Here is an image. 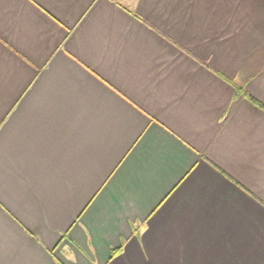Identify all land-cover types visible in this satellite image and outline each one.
<instances>
[{
  "label": "crops",
  "instance_id": "obj_1",
  "mask_svg": "<svg viewBox=\"0 0 264 264\" xmlns=\"http://www.w3.org/2000/svg\"><path fill=\"white\" fill-rule=\"evenodd\" d=\"M0 264H264V0H0Z\"/></svg>",
  "mask_w": 264,
  "mask_h": 264
},
{
  "label": "trees",
  "instance_id": "obj_2",
  "mask_svg": "<svg viewBox=\"0 0 264 264\" xmlns=\"http://www.w3.org/2000/svg\"><path fill=\"white\" fill-rule=\"evenodd\" d=\"M116 254V251H113V255Z\"/></svg>",
  "mask_w": 264,
  "mask_h": 264
}]
</instances>
